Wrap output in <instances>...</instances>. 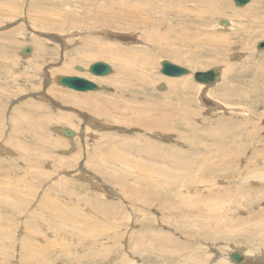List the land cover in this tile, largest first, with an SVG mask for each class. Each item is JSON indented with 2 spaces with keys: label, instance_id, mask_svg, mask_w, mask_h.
<instances>
[{
  "label": "rangeland",
  "instance_id": "obj_1",
  "mask_svg": "<svg viewBox=\"0 0 264 264\" xmlns=\"http://www.w3.org/2000/svg\"><path fill=\"white\" fill-rule=\"evenodd\" d=\"M167 1L0 0V264H217L216 255L247 253L249 225L242 223L253 211L259 215L264 210V192L261 197L258 192L264 184V50L257 49L264 41V0L242 8L226 0L229 10L212 16L205 7L211 0ZM164 7H171L170 13ZM223 20L233 21L234 30H220ZM33 40H41L39 55ZM25 46L36 52L23 56ZM133 46L140 50L129 51ZM135 56L153 62H137ZM218 60L224 63L214 64ZM163 61L189 71L188 93H170L172 82L181 77L163 75ZM96 62L108 63L113 73L95 77L74 69ZM64 63L67 71L60 72ZM225 64L236 66L228 70L236 80L227 79ZM50 67L54 79L79 76L100 88L79 93L55 81L46 89L44 71ZM217 67L231 92L225 95L224 87L218 88L222 78L197 92L200 84L192 74ZM252 67L253 75L245 73ZM257 74L263 78L257 80ZM45 91L51 101L40 97ZM95 93L100 95L81 98ZM36 103L42 110L32 117L27 105ZM21 107L27 119L15 112ZM239 110H247L246 115ZM42 116L57 120L44 127ZM68 116L71 123L63 120ZM19 122L39 123L43 141L34 142L29 134L19 137L14 129ZM249 125L251 130L243 133ZM61 128L76 135L64 137L57 132ZM231 140L237 145L226 147ZM229 150L230 159L224 160ZM227 161L231 173L218 168ZM199 162L209 167L202 171L206 176L194 170ZM257 165L261 170L254 177L260 183L244 179ZM211 166L226 172L210 171L219 176L212 178ZM187 170L191 175H185ZM149 176L157 191L144 182ZM193 177L208 186L186 181ZM187 193L198 205L203 197L221 194L216 196L221 205L214 202L228 210L223 224L205 228L189 218L197 209L188 211ZM236 196L249 204L231 209ZM211 233H220L219 240H210Z\"/></svg>",
  "mask_w": 264,
  "mask_h": 264
},
{
  "label": "bare ground",
  "instance_id": "obj_2",
  "mask_svg": "<svg viewBox=\"0 0 264 264\" xmlns=\"http://www.w3.org/2000/svg\"><path fill=\"white\" fill-rule=\"evenodd\" d=\"M164 1V0H163ZM211 1H213V4L211 3V2H209L207 5H205V7H207V9H208V11L211 13V16L215 13V12H217L218 10H220V11H227V10H229L228 9V6H227V1L226 0H211ZM169 4H175V0H168L167 1ZM167 2H165V3H167ZM177 2V1H176ZM179 2V1H178ZM255 2H256V0H255ZM262 2V1H261ZM260 2V3H261ZM181 3H183V2H181ZM184 4V3H183ZM256 4H257V2H256ZM165 6H167L168 4H164ZM263 5V4H262ZM262 5H260V6H262ZM171 6V5H170ZM193 6V5H192ZM258 6H259V4H258ZM264 7V6H263ZM263 7L261 8V17H263V19H264V9H263ZM158 8V7H157ZM160 8H161V6H160ZM171 7H164L163 8V10L162 11H164V12H169L171 9H170ZM195 8H196V6H195ZM173 9V8H172ZM256 9H258V7L256 8ZM160 10V9H159ZM178 10H179V8H178ZM175 11V10H174ZM181 11V10H180ZM179 11V12H180ZM159 12V11H158ZM177 11H175V13H176ZM183 12V11H182ZM255 12H258V11H255ZM170 13V12H169ZM174 13V12H173ZM178 13V12H177ZM185 13V12H184ZM184 13H183V15H184ZM182 14V13H181ZM259 14H260V12H259ZM203 19V18H202ZM224 21V20H223ZM223 21H220V23H218V27H219V29L220 30H232L233 28H234V22L233 21H231V20H225L226 22H227V25H223L222 23H223ZM264 21V20H263ZM181 22V21H180ZM237 27V26H236ZM217 28V27H216ZM244 28V27H243ZM237 29H238V27H237ZM234 30V29H233ZM239 30V29H238ZM98 31V30H97ZM100 31H101V29H100ZM245 31H247V30H245ZM127 32V31H126ZM244 32V31H243ZM246 33V32H245ZM27 34V33H26ZM236 34H240V33H236ZM11 35H12V33H11ZM31 37V36H30ZM44 37V36H43ZM240 37H241V35H240ZM184 38H186V37H184ZM183 38V39H184ZM238 38V37H237ZM12 40V39H11ZM48 40V39H47ZM227 40V39H226ZM34 41V40H33ZM40 41L41 40H35L34 42H32V43H34V44H36L37 45V53H38V55H39V50H38V47H42V43H40ZM16 42V41H15ZM15 42H12L10 45L11 46H14V44H15ZM223 43V42H222ZM25 47H28V46H25ZM24 47V48H25ZM30 47V46H29ZM126 47V46H125ZM23 48V49H24ZM128 48H130L129 49V51H131V52H133V49H137V48H139L138 46H133V47H128ZM23 49H22V51H23ZM33 49V48H32ZM121 49V48H120ZM258 49V48H257ZM36 50L34 51V52H36ZM139 50H140V48H139ZM259 50V49H258ZM257 51V50H256ZM260 51V50H259ZM263 51V50H262ZM21 52V51H20ZM33 52V51H32ZM31 52V53H32ZM33 52V53H34ZM171 52V51H170ZM30 53V54H31ZM118 53H120V51L118 52ZM122 53V52H121ZM29 55V54H28ZM113 55V54H112ZM119 55V54H118ZM24 56V55H23ZM31 56V55H30ZM242 56V55H241ZM25 57H29V56H25ZM136 58H135V60L138 62L139 60H142L141 59V56L139 57V56H135ZM116 58H118V57H116ZM134 58V57H133ZM132 58V59H133ZM72 60V59H71ZM117 60V59H116ZM193 60V59H192ZM221 60V59H220ZM220 60H218V61H216L214 64H217V65H219V64H222V63H224L223 61L224 60H222V61H220ZM29 61V60H28ZM73 61V60H72ZM77 61V60H76ZM142 61H145L146 62V64H148V63H151V62H153L152 61V58H147L146 60H142ZM247 61V60H246ZM50 62V61H49ZM164 62V61H163ZM162 62V63H163ZM166 62V61H165ZM48 63V62H47ZM74 64V63H73ZM186 64V63H185ZM190 66H193V67H196V64H195V61H190L189 63H188ZM250 64V63H249ZM62 65V64H61ZM251 65H253V64H251ZM37 66V65H36ZM41 66V65H40ZM45 66V65H44ZM68 65H66L65 63H64V65L62 66V68H61V70H60V72L61 71H67V67ZM91 66V65H90ZM198 66V65H197ZM38 67V66H37ZM76 67H82V66H78V65H75L74 66V69H76ZM84 70L83 71H79V73H81L80 75H83V74H85L86 72H89V69H90V67H88V68H86V67H82ZM234 68V69H233ZM256 68H259V67H256ZM212 69V68H211ZM210 69V70H211ZM213 69H217L218 71H219V73H220V76H219V78L217 79V81H216V83L215 84H217V83H220V84H218V88L219 87H224V89L226 90V92H225V95H226V93H230L231 92V85H229V83H227V82H223L224 80H223V78H222V71L217 67V68H213ZM224 70H225V72H227V73H230L229 74V76L227 77V79L229 80V79H231V78H236L237 77V75H234L235 73L234 72H228V70H231V71H235L236 70V66L234 67V65H232V64H225V67L223 68ZM35 70H38V68L37 69H35ZM54 70V69H53ZM52 70V68L50 67L49 68V70L47 69L46 71H44V77H45V86H46V89H47V87L49 86L50 87V84H52L53 85V83H58V79L57 78H53V76H52V74H53V71ZM85 70H86V72H85ZM255 71V67H252L251 69H246L245 70V73H249V74H251V75H253V73H252V71ZM28 71V70H27ZM76 71L78 72V70L76 69ZM119 71H120V74H121V72L123 71H121V68H119ZM207 71H209V70H207ZM45 72L47 73V74H45ZM191 72V71H190ZM31 73V72H30ZM63 73V72H62ZM90 73V72H89ZM113 73V72H112ZM111 73V74H112ZM123 73V72H122ZM259 73H262V72H259ZM91 74V73H90ZM188 74H189V72H188ZM184 75V76H181V78H179V79H177V80H174L173 82H172V85H171V88H170V93L171 94H175V93H177V92H180V93H185V92H189L191 89H190V87H191V85H190V80H189V75ZM195 74V73H194ZM194 74H192V77L194 78ZM54 75V74H53ZM261 75V74H260ZM260 75H255L256 77H257V80H260V78H263L262 76H260ZM264 75V74H263ZM43 76V75H42ZM109 76V75H108ZM120 76V75H119ZM104 77H107V76H104ZM21 78V77H20ZM19 78V79H20ZM83 78V77H82ZM221 78H222V81H220L221 80ZM176 79V78H175ZM192 80V79H191ZM236 80V79H235ZM251 80H253V79H251ZM56 81V82H55ZM220 81V82H219ZM255 81V80H254ZM29 82V84H30V86L29 87H31V84H32V82L31 81H28ZM193 82V81H192ZM196 82V81H195ZM197 83V82H196ZM27 84L28 83H24L23 82V85L24 86H27ZM193 84V83H192ZM200 85L198 86V88H197V92H199V91H202L203 90V87L205 86L204 84H201V83H199ZM215 84H213V85H215ZM254 84V83H253ZM260 84V82L259 83H255V85L254 86H256L255 87V90L257 91L258 90V86L257 85H259ZM41 85V84H40ZM42 85H44V84H42ZM196 85V84H195ZM195 85H193V86H195ZM36 86V85H35ZM167 86V85H166ZM169 86V85H168ZM168 86H167V88H168ZM208 86H211V85H208ZM236 86H238V85H235V87ZM99 87V86H98ZM159 87H160V89H165V85H159ZM100 88V87H99ZM250 88V87H249ZM252 88V87H251ZM49 89V88H48ZM5 90V89H4ZM255 90H251V94H253V92L255 91ZM165 91V90H164ZM249 91V90H248ZM0 92H2V90L0 89ZM9 92V91H8ZM19 93V92H18ZM47 93V94H46ZM49 93H51V92H49ZM80 93V92H79ZM97 93V92H96ZM90 94V95H87V96H84V97H81L82 99H84V101H86L85 100V97H88V96H94V98H95V96H98V95H100V94ZM0 94H2V93H0ZM209 94V93H208ZM7 95V94H6ZM55 95V94H54ZM222 95V94H221ZM7 96H10V94L8 93V95ZM40 97L42 98V99H44V100H46V101H51V97L48 95V91H45V92H43L41 95H40ZM27 98V97H26ZM38 98V97H37ZM98 98V97H97ZM100 98H102V97H99L98 99H100ZM53 99V98H52ZM81 99V100H82ZM93 99V98H92ZM104 100V99H103ZM199 100V99H198ZM205 100H207V99H205ZM209 100V99H208ZM25 101V100H24ZM77 101V104H78V102H80V98L79 99H77L76 100ZM87 101H89L88 99H87ZM210 102V101H209ZM240 102V101H239ZM101 103V102H100ZM208 103V102H207ZM206 103V104H207ZM229 103H231V104H228L229 106L231 105L232 106V102H229ZM53 104V103H52ZM80 104V103H79ZM222 104V103H221ZM84 105V104H83ZM236 105V104H235ZM237 105H241V104H237ZM27 107H30V109L32 110V112L30 113L29 112V114H30V116H32V117H35L37 114H39V112H38V110L40 109V106H38L37 105V103L36 104H29V106L27 105ZM94 108H97V109H99L98 107H95V106H93ZM210 107H212V106H209V109H210ZM237 108V107H236ZM24 109H25V107H21V108H18V109H16L15 110V112H17V114H20V116H25V118L24 119H27V114H24ZM141 109V108H140ZM233 109V108H232ZM42 109H40V111H41ZM236 110V109H235ZM45 111V110H44ZM239 111H241L242 112V114H245L246 115V111L245 110H239ZM98 112V111H97ZM99 112H101V111H99ZM43 114V113H42ZM200 114V113H199ZM251 114H253V112H251ZM45 115H46V113H45ZM52 115V114H51ZM110 115V114H109ZM210 116V115H209ZM215 116V115H214ZM53 117V116H52ZM236 117V116H235ZM67 118V120H66V122L67 123H71V120H72V117L71 116H68V117H64V121H65V119ZM115 118V117H114ZM238 118V117H237ZM237 118H235V120H237ZM250 118V117H249ZM18 118H16V120H17ZM60 119H62V117L60 118ZM239 119H243V117L241 116V115H239ZM238 119V120H239ZM16 120H13L14 121V123H15V121ZM41 120H43V121H45V125H44V127L46 126H48V124L50 123H53L54 121H56L57 119H55V118H48V117H46V116H42V119ZM41 120H40V122H41ZM117 120V119H116ZM237 120V121H238ZM118 121V120H117ZM234 121V120H233ZM261 120H259V122H260ZM263 121V120H262ZM262 121H261V123H262ZM26 122V121H25ZM20 123V122H19ZM18 123V124H19ZM240 123H242V122H240ZM39 123H36V122H34V123H30V124H25V123H20L19 125H14L15 126V130H16V133H18L19 135V137H21V136H24L25 134H29V135H31V136H33V139H34V142H42L43 141V135H40V133H38V129H39V126H37ZM121 124V123H120ZM260 124V123H259ZM261 125V124H260ZM12 126V125H11ZM49 127V126H48ZM263 127V126H262ZM89 128V127H88ZM225 128V127H224ZM62 129V128H61ZM240 128H236V130H238V131H240L239 130ZM14 130V131H15ZM72 130V129H71ZM87 130V129H86ZM113 130V129H112ZM144 130V129H143ZM227 130V129H226ZM243 130H245V129H243ZM251 130V126L249 125V126H247L246 127V132H243V133H245V134H247V132H249ZM253 130V129H252ZM257 130V129H256ZM73 131V130H72ZM121 131V130H120ZM232 131V135H233V138H234V132H235V129H233V130H231ZM254 131V130H253ZM57 132H59L60 133V129H57ZM75 132V131H74ZM85 132V131H84ZM76 133V132H75ZM47 134H49V133H47ZM222 135V134H221ZM220 135V136H221ZM249 135V134H248ZM45 136V135H44ZM219 136V137H220ZM16 137V136H15ZM65 137V136H64ZM199 137V136H198ZM225 137V136H224ZM227 137H228V133H227ZM248 136L246 135V138H247ZM17 138V137H16ZM22 138V137H21ZM50 138V137H49ZM217 138V137H216ZM229 139V138H228ZM246 140V139H245ZM248 140V139H247ZM233 143V144H232ZM25 144V143H24ZM52 144V143H51ZM237 145V142L236 141H233V140H231V141H228L227 143H226V147L228 146V148H230V146L231 147H234V146H236ZM220 146V145H219ZM59 147V146H58ZM248 147V146H247ZM50 149V148H49ZM221 150H226V149H224V148H222ZM27 151V150H26ZM233 151V150H232ZM232 151L231 150H229L228 151V155H226L225 157H223L224 158V160H229L230 159V154L232 153ZM28 152V151H27ZM221 151H218L217 153H220ZM238 152H240L241 153V150L240 151H238ZM19 155V154H18ZM223 155V154H222ZM219 156V155H218ZM19 159V158H18ZM207 158H205V159H203V162H205V160H206ZM115 162V161H114ZM195 162V161H194ZM203 162L202 163H198L197 165H196V168L194 169V170H196V172H198V173H201L202 174V171H205V170H207L209 167H207L206 169H204L206 166L205 165H202L203 164ZM215 163H217V161L215 162ZM40 164V163H39ZM128 164V163H127ZM109 165V164H108ZM129 165V164H128ZM138 165V164H137ZM141 166V165H140ZM158 166H160V165H158ZM258 166V165H257ZM139 167V166H138ZM155 167V166H154ZM160 167H163V166H160ZM159 167V169L161 170V168ZM214 166H211L210 167V170H209V172H208V174H212V175H214V177H216L217 179L219 178V176L216 174V173H212V172H210V171H220L219 169H223V170H227V171H229L230 173L232 172L231 170H232V167H231V162L230 161H227V162H223V164L221 165V166H219L218 168L219 169H215V168H213ZM139 168H141V167H139ZM151 168V167H150ZM213 168V169H212ZM257 168V167H256ZM144 169H146V168H144ZM144 169H142V170H144ZM155 169V168H154ZM157 169H158V167H157ZM163 169V168H162ZM147 170V169H146ZM152 170V169H151ZM164 170V169H163ZM220 171V172H226V171ZM259 170H261L260 169V167L258 166V168L256 169V170H254L253 172H252V174L251 175H249V174H244V179H249V181H251V183H255V182H259L260 183V181H257L256 179H255V177H254V175H257V172H259ZM155 171V170H154ZM243 171H244V169H243ZM138 172H139V170H138ZM143 172V171H142ZM150 172H152V171H150ZM149 171H148V173H150ZM159 172V171H158ZM164 172V171H163ZM191 172H192V170H187L186 171V173H185V175H191ZM147 173V174H148ZM155 173H157V172H155ZM146 174V175H147ZM158 174V173H157ZM156 174V175H157ZM160 174V173H159ZM150 175H151V173H150ZM212 175H211V177H212ZM202 176H206V175H203L202 174ZM146 177V176H145ZM158 177V176H157ZM182 177H184V176H182ZM181 177V178H182ZM213 178V177H212ZM221 178V177H220ZM216 179V180H217ZM153 179H151V176H149V177H147V179L146 180H144V182H148L147 184L149 185V186H151V187H153V188H155V190L159 187L155 182H153L152 181ZM181 180V179H180ZM173 181V180H172ZM177 181V180H176ZM188 183L190 182V184H197V186H199V187H203L204 185H206V186H208V182H206L205 180H201V178H199L198 177V180L196 181V177H193V178H191L190 180H186ZM211 181V180H210ZM213 181V180H212ZM264 181V180H263ZM181 182H183V181H181ZM175 183V182H174ZM14 184V183H13ZM159 185H160V183H158ZM163 184V183H162ZM2 185V184H1ZM16 187V186H15ZM9 190V189H8ZM212 190V189H211ZM3 191V190H2ZM26 191V190H25ZM157 191V190H156ZM5 192V191H4ZM15 192V191H14ZM33 192V191H32ZM183 192V191H182ZM258 192H259V196L261 197V196H263L262 195V192H264V184H262V188H260L259 190H258ZM23 194V193H22ZM27 194H28V192H27ZM189 193H187V196L185 195V206L186 207H189L188 208V211L191 213V214H194L193 213V211L191 212V209H195L194 207H196V209H197V214H195V215H192V216H190L189 218H191V217H193L194 218V220H196V222H198V223H200L203 227H205V228H207V227H210V226H212L214 223H218L219 221H220V226H221V224H223V223H221L222 222V220L224 219V218H226L227 217V214H224V212H227L228 210L226 209V208H224V207H222V206H218V207H216V205H215V202H214V199H216V204H218V205H221V202H220V200L218 199V198H220L222 195L221 194H216L215 196L213 195L212 197H203V202L201 203V204H192V202H190L189 200H190V197H189V195H188ZM16 195V194H15ZM34 195V194H33ZM217 195H219L218 196V198H216V196ZM225 195V194H224ZM244 194L242 193V194H240V196H243ZM19 197V196H18ZM21 197V196H20ZM26 197V196H25ZM42 197V196H41ZM259 197V199H261ZM26 198H28V197H26ZM238 196H236L234 199H233V201H232V203H231V206H230V208L231 209H233V210H235V209H238V208H245L248 204H249V201H244L243 199H244V197H241L242 198V203H240L239 201H238ZM8 199V198H7ZM6 199V200H7ZM22 199V198H21ZM211 199V200H210ZM245 199L246 200H248L247 199V193L245 192ZM13 200H14V198H13ZM30 200V199H29ZM196 200V199H195ZM208 200H210V202L209 203H207L208 202ZM2 201V200H1ZM11 201V200H10ZM15 201V200H14ZM19 201H20V199H19ZM18 203V202H17ZM24 203V202H23ZM47 203H49V202H47ZM22 204V203H21ZM36 204V203H35ZM1 205V204H0ZM204 206V207H203ZM41 207V206H40ZM179 207V206H178ZM203 207V208H202ZM19 208V207H18ZM28 208V207H27ZM30 208V207H29ZM28 208V209H29ZM45 208V207H44ZM38 209H40V208H38ZM45 210V209H44ZM43 210V211H44ZM254 209L253 208H251L250 210H249V212L251 211H253ZM30 211V210H29ZM35 211H37V210H35ZM34 211V212H35ZM18 212V211H17ZM21 212H22V210H21ZM20 212V213H21ZM250 212V213H251ZM261 212H263V213H259V215L258 214H256L255 215V211H253V213H251V215L253 216L249 221H247V222H245V223H242L243 225H249V226H247V228L249 229H247L246 231V235L248 236V234H250L249 235V237L247 238V241H246V244L248 245V247H249V249L247 250V253H244V254H242V253H239V252H237V253H239L240 255H241V261L240 262H235V261H233L232 260V258H231V255L232 254H227V256H225V257H223V258H218V256L216 255V257H217V264H230V262H229V260L230 261H232V262H234L235 264H262L263 262H264V256H262V258H259L258 256H257V252L258 251H256V248H257V246L256 245H258V244H260V246L259 247H261V248H259V252L260 253H263L264 254V210H262ZM23 213V212H22ZM25 213V212H24ZM43 213V212H42ZM190 213L189 214H187L188 216L190 215ZM200 213V214H199ZM36 214V213H35ZM64 214V213H63ZM69 214V213H68ZM254 214V215H253ZM22 215V214H21ZM27 215V214H26ZM83 215V214H82ZM70 216V215H69ZM86 216V215H85ZM229 216V215H228ZM56 217V216H55ZM73 217V216H72ZM187 217V216H186ZM57 218V217H56ZM184 218V217H183ZM182 218V219H183ZM47 219V218H46ZM185 220H186V218H184ZM191 220V219H190ZM69 221V220H68ZM72 221V220H71ZM74 222V221H73ZM58 223H60V222H58ZM63 223V222H62ZM61 223V224H62ZM190 223H191V221H190ZM0 224H1V218H0ZM188 225H190L191 226V224H189L188 223ZM57 226V225H56ZM184 226V225H183ZM3 230V227L1 226L0 227V235H3V233H1V231ZM38 230V229H37ZM228 230V229H227ZM233 231V230H232ZM24 233V232H23ZM34 234H36L37 236H34V237H38L39 236V233H34ZM42 234V233H41ZM234 234V233H233ZM239 234H240V232H239ZM32 235V234H31ZM232 235V234H231ZM5 236V235H4ZM3 236V237H4ZM207 236L209 237V239L210 240H212V241H214V240H219L218 239V236H220V233H211V234H207ZM230 236V235H229ZM235 236V235H234ZM245 236V235H244ZM1 238V237H0ZM35 238V239H36ZM40 238V237H39ZM38 238V239H39ZM4 241V240H3ZM30 241V240H29ZM31 242H36V241H31ZM211 242V241H210ZM25 244V243H24ZM4 250V249H3ZM34 252V251H33ZM234 253V252H233ZM169 254V255H168ZM167 255L168 256H173V254H171V253H168ZM218 254V253H217ZM28 255H30V257L31 258H33V259H36V254H34V253H31V254H28ZM224 256V255H223ZM251 257V258H250ZM168 258V257H167ZM172 258V257H171ZM198 261V260H197ZM262 262V263H261ZM215 263V262H214ZM264 264V263H263Z\"/></svg>",
  "mask_w": 264,
  "mask_h": 264
},
{
  "label": "water",
  "instance_id": "obj_3",
  "mask_svg": "<svg viewBox=\"0 0 264 264\" xmlns=\"http://www.w3.org/2000/svg\"><path fill=\"white\" fill-rule=\"evenodd\" d=\"M236 7L242 8L248 5L252 0H233ZM223 25H227L226 21H223ZM257 48L259 50H264V41H261L257 44ZM32 52L31 47H25L22 51L23 55H28ZM78 71H83L82 67H76ZM89 72L95 77H104L108 76L113 72L111 65L106 62H96L90 66ZM161 72L163 75L178 78L188 74V70L175 65L169 61L162 63ZM220 73L217 69H211L209 71H198L194 74V80L197 83L204 84L206 86L213 85L216 83L219 78ZM58 84L77 91V92H91L99 90V87L91 80L85 79L79 76H60L58 78ZM262 125L264 126V119L262 121ZM60 134L65 137L73 138L76 133L71 129L62 128L60 130ZM231 258L235 262L241 261V255L237 252L232 253Z\"/></svg>",
  "mask_w": 264,
  "mask_h": 264
}]
</instances>
